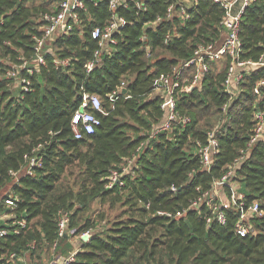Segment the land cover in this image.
<instances>
[{
  "label": "trees",
  "instance_id": "1",
  "mask_svg": "<svg viewBox=\"0 0 264 264\" xmlns=\"http://www.w3.org/2000/svg\"><path fill=\"white\" fill-rule=\"evenodd\" d=\"M53 1L0 0V58L16 61L22 55L33 67L27 91L11 90L10 81L0 79V193L11 181L9 171L25 164L24 155L36 149L41 159L32 174H21L12 185L27 228L0 239V253L27 250L32 264H43L53 254L66 256L74 250L70 238L91 230L87 241L80 240L73 264H264V141L246 151L254 112L264 111V85L257 86L264 69L246 73L228 104L209 171L201 167L196 141H205L228 101L222 85L226 60L220 70L219 63H211L196 87L176 95V111L189 123L148 137L164 118L154 81L191 57L198 45L222 41L221 5L197 0L189 17L166 18L170 0H144L145 10H135L130 0L127 8L116 10L130 22L114 32L117 42L94 58L99 47L91 29L112 12L108 0L86 2L79 24L56 36L45 65L35 66L33 36L40 33L41 14L52 9ZM239 36L241 58L257 61L264 53V0L244 7ZM56 59H68V64L57 66ZM91 60L95 63L87 70ZM4 68L0 62V71ZM122 82L125 92L118 90ZM84 92L100 97L102 111L96 114L101 123L93 134L76 139L70 121ZM128 160L129 171L108 186L112 170L121 172ZM229 170L246 202L258 201L263 212L251 218L254 233L246 236L235 233V211L226 210L220 224L205 203L191 207ZM223 188L229 194V186ZM97 199L119 209L104 225L103 214L95 219L88 213ZM61 211L68 212L69 222L67 234L58 238Z\"/></svg>",
  "mask_w": 264,
  "mask_h": 264
},
{
  "label": "built area",
  "instance_id": "2",
  "mask_svg": "<svg viewBox=\"0 0 264 264\" xmlns=\"http://www.w3.org/2000/svg\"><path fill=\"white\" fill-rule=\"evenodd\" d=\"M102 0H55L52 3V9L41 14L43 25L40 27V33L33 36V58L32 63L37 65H45V53L50 49L52 42L58 35H66L74 30L79 24L80 11L86 10V2L97 5ZM221 5L224 10L222 24L225 29L224 38L220 42L200 44L193 52L192 56L187 60L178 63L171 72L160 75L154 81V92L160 93L162 100L160 107L164 112L163 120L150 131L149 138H154L162 131H167L173 124H187L190 118L186 115H179L176 111V95L180 92L190 91L196 87L210 70L213 62L219 63L226 60V73L223 80V87L228 94V101L222 106V112H225L228 104L238 95L240 82L244 75L257 67L264 69V53L257 61L245 60L241 58L242 42L239 36L240 21L244 7L251 0H213ZM130 0H108V8L112 12L111 17L107 19L103 25H96L91 29V37L98 40V49L94 52V58H97L101 49H109L110 44H115L117 39L113 36L115 31L125 27L128 21L124 16L116 14L118 7L127 8ZM135 10H145L146 4L144 0H134ZM197 0H170L167 6L166 18L172 15L178 17H189L193 6ZM157 18L156 21H159ZM3 18L0 17V25ZM1 29V26H0ZM169 35L166 36L165 42ZM95 60H91L87 64V70H90ZM0 62L5 64L3 71H0V79L4 78L10 81L8 87L11 90L27 91L29 87L28 75L33 73V67H29L27 58L19 55L17 60H13L10 56L0 58ZM54 63L58 65H67L68 59H56ZM190 71L189 76L185 77V73ZM264 85V79L257 82V86ZM124 88V83L118 87V90ZM109 97L112 99L113 95ZM102 111L101 99L97 94L86 93L82 95L80 106L73 112L70 127L74 138L80 139L84 135L93 134L100 125L101 120L97 116V112ZM254 124L247 143L246 151L257 141H264V111L257 110L253 115ZM217 126L207 130L206 138L203 143L196 141L200 163L202 169L209 171L213 163L214 156L219 151V140L216 135ZM36 149H33L29 155H24L25 164L18 170H10L9 175L11 181L17 183L20 174H32L33 166H40V157L35 155ZM240 157L239 160H241ZM236 163H238V161ZM132 160H128V164L122 168V171L112 170L110 174L111 186L114 182H119L120 176L129 171V164ZM233 170H229L219 180L213 182L211 188L203 192L191 207H198L201 203L208 205L215 213V220L225 223V211L233 210L238 214V221L235 225V233L239 236H246L254 233L251 218L259 217L263 212L259 209V203L253 200L251 203L246 202L243 193L239 191L238 183L232 180ZM121 184V182H120ZM12 185L8 190L0 193V239L7 234H18L27 228L26 214L19 216L18 201L19 196L12 190ZM223 185H228L230 192L226 194ZM3 188V187H2ZM174 190V187H171ZM162 213V212H159ZM171 216L170 213H166ZM181 215L176 212L175 216ZM212 219L207 218V222ZM69 222V214L61 211L57 223V237L60 238L67 234V225ZM92 231L86 230L77 237L82 241H87ZM58 239L52 244V250L57 246ZM34 244L31 243L29 248L32 249ZM76 249L69 252L66 256L61 257L53 254L52 258L46 260L43 264H73L75 261ZM27 250L22 254L15 252L0 253V264L13 263L17 261H25Z\"/></svg>",
  "mask_w": 264,
  "mask_h": 264
},
{
  "label": "rangeland",
  "instance_id": "3",
  "mask_svg": "<svg viewBox=\"0 0 264 264\" xmlns=\"http://www.w3.org/2000/svg\"><path fill=\"white\" fill-rule=\"evenodd\" d=\"M221 63V62H220ZM218 64L217 69H221L223 64ZM226 112H222L221 115L218 116V118L213 119L212 120V124L214 127H220V125L224 122V117L223 114ZM210 126V125H209ZM213 127V128H214ZM23 174V173H22ZM21 175V174H20ZM19 175V176H20ZM14 181H10L7 185H5L4 190L6 191L9 189V187L12 185ZM118 207L115 208H109L108 203H101L98 199L94 200L91 205H90V209L88 211L89 214H91V216L93 218H99V215L103 214L104 219L100 220L101 225H104V223H106L107 220H110L114 217V215L118 212ZM77 237V236H76ZM72 241H75V237H72ZM16 264H32V259H29L28 256L26 257L25 261H17Z\"/></svg>",
  "mask_w": 264,
  "mask_h": 264
},
{
  "label": "crops",
  "instance_id": "4",
  "mask_svg": "<svg viewBox=\"0 0 264 264\" xmlns=\"http://www.w3.org/2000/svg\"><path fill=\"white\" fill-rule=\"evenodd\" d=\"M219 63H220V62H219ZM3 190H4V187H3V189H2V192H4ZM2 192H1V193H2ZM75 238H76L75 241H72L73 238H70V241H71V243L73 244V248H74V250H75V249H78L79 242H80V239H78V237H75ZM26 255H27V254H26ZM26 255H25V256H26ZM26 257H27V256H26ZM15 264H16V263H15Z\"/></svg>",
  "mask_w": 264,
  "mask_h": 264
},
{
  "label": "water",
  "instance_id": "5",
  "mask_svg": "<svg viewBox=\"0 0 264 264\" xmlns=\"http://www.w3.org/2000/svg\"><path fill=\"white\" fill-rule=\"evenodd\" d=\"M121 91H122V92H125V91H126V88H123Z\"/></svg>",
  "mask_w": 264,
  "mask_h": 264
}]
</instances>
